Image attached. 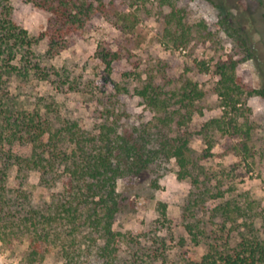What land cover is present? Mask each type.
<instances>
[{"label":"trees","instance_id":"1","mask_svg":"<svg viewBox=\"0 0 264 264\" xmlns=\"http://www.w3.org/2000/svg\"><path fill=\"white\" fill-rule=\"evenodd\" d=\"M23 1L47 11L48 25L38 37H30L13 16L10 0H0V84L3 68H16L11 65L16 47L29 51L46 40L47 53L53 57L69 47V36L84 27L93 14L106 15L108 11L104 0ZM207 1L228 8L215 0ZM258 4L264 20V0ZM160 8H168L167 12L162 10L164 37L174 46L188 47L194 39L193 27L185 24L176 0H160ZM218 25L248 53L264 79V55L258 47L260 40L254 36V24L247 26L228 9L222 11ZM201 26L206 39L210 38L212 32ZM97 55L108 69L119 58L117 52L99 49ZM238 63L232 56L223 61L218 67L219 80L208 91L185 74L172 76L167 61H156L135 89L153 113L152 120L140 127L121 125V116L110 111L96 129L89 131L76 121L58 122L39 113L14 115L0 110L1 158L20 172H40L48 187L61 185L50 201L29 207L23 216L11 208L5 210L0 202V222L28 236L27 264H40L55 248L66 264H146L144 255L166 262V253L159 247L143 248L129 238L125 242L127 235L115 231L114 223L126 206V198L117 189L118 181L124 182L125 189L134 187L148 169L172 159L179 167L178 179L191 181L182 207L184 230L189 236L186 241L206 246L200 261L190 256L186 264H264V234L256 226L258 213L253 212L248 193L234 195L233 187L225 189L219 180L212 183L213 176L205 173L202 178L189 159L193 136L189 124L194 115L204 114L203 102L210 93L219 97V107L224 111L195 133L202 137L207 154L217 145L218 135H231L245 138L229 150L255 155L252 127L247 121L240 123L239 118L251 111L247 98H264V85L244 91L237 81ZM217 200L220 202L212 203ZM133 242L136 250L122 257L125 243Z\"/></svg>","mask_w":264,"mask_h":264},{"label":"rangeland","instance_id":"2","mask_svg":"<svg viewBox=\"0 0 264 264\" xmlns=\"http://www.w3.org/2000/svg\"><path fill=\"white\" fill-rule=\"evenodd\" d=\"M215 1L228 8H218L207 0H176L183 10L185 24L194 31L188 47H177L164 37L162 10L167 12L168 8H160V0H104L107 14H93L84 27L69 36V47L59 54L52 57L47 53L46 40L29 51L25 47L14 49L11 65L15 70L8 67L2 70L0 110L14 115L39 113L58 122L76 121L89 131L96 129L103 115L110 111L121 116V125L140 127L152 120L153 113L135 94V89L158 60L171 65L175 78L185 74L209 91L219 80V65L232 56L239 61L236 75L243 90L261 88L264 79L254 61L218 25L222 11L228 9L247 26L253 23L254 36L260 40L258 47L264 55L260 0ZM10 3L13 16L30 37H38L46 30L47 11L23 0H10ZM201 25L212 32L210 38L206 39ZM98 49L118 53L119 58L112 62L111 69L99 59ZM219 101L216 94L210 93L203 102L204 114L194 115L189 124L193 135L190 166L202 178L205 173L213 176L212 183L219 180L225 189L233 187L234 195L248 193L253 212L258 213L256 226L264 234V98H247L251 111H245L246 116L239 118L240 123L247 121L252 127L251 146L255 155L229 150L232 144L245 138L231 135H218L217 145L207 154L206 144L195 133L207 120L222 115L224 110L219 107ZM15 147L14 151L19 153L20 148ZM178 170L172 159L148 169L134 187L125 189L124 182L118 181L117 189L126 198V206L117 215L114 230L127 235L125 242L133 239L143 248L154 245L166 253V262L144 255L146 264H186L190 256L200 261L206 253L204 244L186 241L189 236L184 230L182 207L191 181L179 180ZM60 190V184L48 187L42 182L40 172H20L0 154V202L5 210L11 208L17 216H23L29 207L50 201L52 193ZM133 246L134 242L125 243L122 257L134 252ZM28 250L27 234L13 232L0 222V264H27ZM40 264H66V261L59 248H55Z\"/></svg>","mask_w":264,"mask_h":264}]
</instances>
